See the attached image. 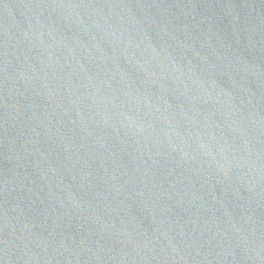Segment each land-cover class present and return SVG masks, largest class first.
Returning a JSON list of instances; mask_svg holds the SVG:
<instances>
[{"label":"water","instance_id":"water-1","mask_svg":"<svg viewBox=\"0 0 264 264\" xmlns=\"http://www.w3.org/2000/svg\"><path fill=\"white\" fill-rule=\"evenodd\" d=\"M0 264H264V0H0Z\"/></svg>","mask_w":264,"mask_h":264}]
</instances>
